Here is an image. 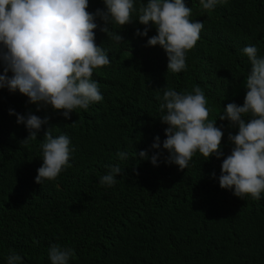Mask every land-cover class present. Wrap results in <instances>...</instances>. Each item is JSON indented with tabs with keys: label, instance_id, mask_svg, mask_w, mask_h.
Returning <instances> with one entry per match:
<instances>
[{
	"label": "trees",
	"instance_id": "obj_1",
	"mask_svg": "<svg viewBox=\"0 0 264 264\" xmlns=\"http://www.w3.org/2000/svg\"><path fill=\"white\" fill-rule=\"evenodd\" d=\"M142 2L147 0H135L136 6ZM184 2L192 9L190 20L204 23L184 71L167 72L164 50L146 46L155 28L147 37L136 36L144 25L133 22L111 26L125 44L94 30L111 60L93 71L103 100L75 109L70 119L50 107L37 111L27 97L0 89V264H7L10 250L22 264H50L51 244L73 250L68 264H264V193L258 200L250 195L242 200L221 189L211 174L220 175L224 157L206 160L197 152L178 170L163 162L166 151L158 166L135 156L146 149L154 154V137L161 145L165 139L160 88L191 92L200 86L208 120L215 121L228 103L243 104L251 65L241 50L255 45L264 57V0H225L207 12L199 0ZM103 7L102 0H89L87 10ZM96 23L103 26L99 19ZM9 109L31 110L48 124L36 140L22 144L28 133ZM221 125L227 156L228 133L238 129L217 119ZM49 127L53 136L66 134L74 151L71 167L40 185L35 183L42 164L39 144ZM118 151L129 158L120 159ZM110 165H119L122 174L109 187L99 180Z\"/></svg>",
	"mask_w": 264,
	"mask_h": 264
},
{
	"label": "clouds",
	"instance_id": "obj_2",
	"mask_svg": "<svg viewBox=\"0 0 264 264\" xmlns=\"http://www.w3.org/2000/svg\"><path fill=\"white\" fill-rule=\"evenodd\" d=\"M102 2L103 8L89 12V0H0V89L27 97L26 102L36 104L37 111L50 107L70 119L75 109L87 110L91 104L103 100L99 83L92 78L93 71L110 65L111 60L109 52L97 45L94 30L99 27L107 40L125 44L111 26L121 28L133 22L144 25L142 31L136 29V36L147 37L150 29L155 28L156 34L148 37L146 46L158 45L164 50L167 72L186 70V54L200 39L204 23L190 20L192 9L184 0H147L139 6L135 0ZM221 2L225 0H199L205 12ZM97 19L103 26L96 23ZM241 51L251 65L243 104L228 103L217 118L227 120L229 128L238 129L235 134L228 133L230 154L224 156L223 125L216 126L217 119L208 120L206 96L197 85L191 92L160 88L159 121L167 125L165 139L161 145L160 137H154L150 145L158 150L154 154L149 155L146 149L135 152V156L158 166L166 151L163 162L178 166V170L186 169L197 152L206 160L224 157L220 175L211 174L220 188L230 190L242 200L246 195L258 200L264 193V57L258 56L255 45L245 46ZM9 115H15L16 123L25 127L28 135L20 142L25 145L36 140L42 127L48 124L47 117L41 118L31 110L21 114L9 109ZM51 128L44 130L39 144L42 164L35 183L40 185L45 180H55L71 167L74 148L70 146V138L66 134L53 136ZM116 155L122 160L129 158L126 152L118 151ZM121 174L119 165H110L99 183L113 186ZM73 254L71 248L58 244H51L47 253L50 264H68ZM6 259L7 264H22L23 258L10 250Z\"/></svg>",
	"mask_w": 264,
	"mask_h": 264
}]
</instances>
